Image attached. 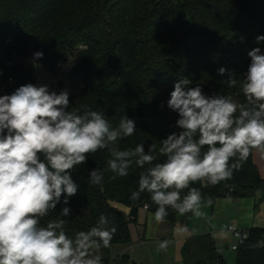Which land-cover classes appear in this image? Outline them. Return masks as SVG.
I'll return each mask as SVG.
<instances>
[{
    "label": "trees",
    "instance_id": "obj_1",
    "mask_svg": "<svg viewBox=\"0 0 264 264\" xmlns=\"http://www.w3.org/2000/svg\"><path fill=\"white\" fill-rule=\"evenodd\" d=\"M257 35H264V0H0V85L14 80L6 94L27 83L37 85L33 65L24 63L33 45L34 53L43 52L37 60L55 77L57 93L64 90V78L77 80L79 86L67 90L70 109L101 111L113 126L124 115L134 119L136 132L119 141L120 148L144 142L147 151L149 144L159 146L177 130L178 115L167 100L180 79L188 78L190 86H201L206 95H231L244 102L239 86L229 88L225 81L227 72L243 79L250 64L247 51H264V43H255ZM61 66L66 73L60 72ZM221 67L227 70L224 75L218 73ZM254 150L230 180L193 185L201 190V204L211 207L217 198L258 191L264 200V178ZM109 158L107 150H99L71 173L79 189L70 198L71 215L63 217L70 237L89 230L104 214L117 226L111 243L129 242V224L137 222L139 209L156 210L147 192L137 201L129 199L138 189L136 165L126 177L112 179L114 173L105 171L101 184L90 183L89 172L105 169ZM63 206L58 204L41 223L60 219ZM168 213L165 220L173 226L180 214L171 208ZM246 230L248 237L228 254L217 248L209 230L194 234L182 249V264H264V246H255L264 244V227ZM103 250L101 246L99 253ZM127 261L116 258L111 263L102 257V264Z\"/></svg>",
    "mask_w": 264,
    "mask_h": 264
},
{
    "label": "clouds",
    "instance_id": "obj_2",
    "mask_svg": "<svg viewBox=\"0 0 264 264\" xmlns=\"http://www.w3.org/2000/svg\"><path fill=\"white\" fill-rule=\"evenodd\" d=\"M255 43H264V35H257ZM247 56L250 64L242 80L218 69L220 75L227 72L229 88L239 86L244 102L231 95H206L201 86L180 79L167 100L178 115L177 130L159 146L149 144L147 151L144 142L120 148L119 141L136 132L134 119L124 115L113 126L101 111L70 109L67 90L57 93L27 83L0 95V264H102L99 250L110 247L117 226L101 214L89 230L70 237L63 219L71 215L70 198L79 189L72 171L99 150H107L110 158L105 169L89 172L91 184H101L105 171L114 173L112 179L126 177L136 165L138 189L129 199L137 201L147 192L157 206V223L169 208L201 216L202 193L193 185L230 180L252 149L264 152V51L253 47ZM34 57L42 59L43 52ZM61 203V218L42 224ZM170 243L159 242L158 250H167Z\"/></svg>",
    "mask_w": 264,
    "mask_h": 264
},
{
    "label": "rangeland",
    "instance_id": "obj_3",
    "mask_svg": "<svg viewBox=\"0 0 264 264\" xmlns=\"http://www.w3.org/2000/svg\"><path fill=\"white\" fill-rule=\"evenodd\" d=\"M39 64L40 67H35ZM24 63H31L37 76V85H47L50 90L58 92L56 79L53 75L44 70L41 63L34 57L33 45L30 56ZM60 72L66 73V68L61 66ZM64 90L79 86L76 79L64 78L62 81ZM261 152V151H260ZM258 151L255 155L257 163L261 167V154ZM123 211L127 208L113 202ZM201 216H194L192 213L179 215V219L172 226L164 220L157 223L153 213L143 207L139 209L137 223H130L131 241L125 243H111L102 253L104 258H109L112 263L114 259H128L123 264H182V249L191 239L188 235L211 230L217 247L226 254L232 252V245L237 244L239 239L234 237L229 226L239 230L244 225L247 227H264V200H261V191L254 195L244 197H221L214 200L212 206L200 205ZM241 221V225L235 221ZM246 223V224H245ZM187 228V231L183 229ZM169 240L167 250H158L159 242ZM232 260V259H231ZM120 263L122 261L120 260Z\"/></svg>",
    "mask_w": 264,
    "mask_h": 264
},
{
    "label": "built area",
    "instance_id": "obj_4",
    "mask_svg": "<svg viewBox=\"0 0 264 264\" xmlns=\"http://www.w3.org/2000/svg\"><path fill=\"white\" fill-rule=\"evenodd\" d=\"M14 80L12 78H9L5 83L0 85V92L2 93V95L6 94L7 91V86H11L13 85ZM145 208H147L145 206ZM229 230L231 231V233L233 234L234 237L240 239H245L248 237V231L243 229V230H239L237 228H235L234 226H229ZM233 250H235L237 248V244L232 245L231 247Z\"/></svg>",
    "mask_w": 264,
    "mask_h": 264
},
{
    "label": "crops",
    "instance_id": "obj_5",
    "mask_svg": "<svg viewBox=\"0 0 264 264\" xmlns=\"http://www.w3.org/2000/svg\"><path fill=\"white\" fill-rule=\"evenodd\" d=\"M260 152V150H258V149H255L254 150V152H253V158H254V161H255V163L257 164V166H258V168H259V171H260V174H261V176L264 178V152H260V154H261V167H260V165L257 163V161H256V158H255V155H256V153L257 152ZM144 209H146L145 207H143ZM147 210V209H146ZM148 211V210H147ZM137 222H138V220H137ZM136 222V223H137ZM236 222V224H238L239 226H242L241 224V221H235ZM246 224V223H245ZM248 228H251V227H247V225H244V227H242L241 229H248ZM209 232L212 234V237H214V235H213V233L211 232V230H209ZM196 234V233H195ZM194 235V234H193ZM192 235V236H193ZM192 236L191 235H188V238H192ZM214 239V238H213ZM216 244V243H215ZM217 246V245H216ZM219 250H221V248H219V247H217Z\"/></svg>",
    "mask_w": 264,
    "mask_h": 264
}]
</instances>
